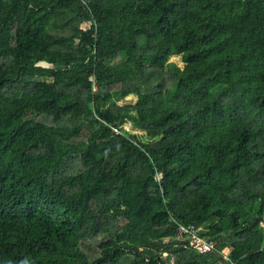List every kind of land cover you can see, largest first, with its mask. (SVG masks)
I'll return each instance as SVG.
<instances>
[{
  "label": "trees",
  "instance_id": "16d2710c",
  "mask_svg": "<svg viewBox=\"0 0 264 264\" xmlns=\"http://www.w3.org/2000/svg\"><path fill=\"white\" fill-rule=\"evenodd\" d=\"M226 247L264 264V0H0V264Z\"/></svg>",
  "mask_w": 264,
  "mask_h": 264
},
{
  "label": "built area",
  "instance_id": "2783aa9c",
  "mask_svg": "<svg viewBox=\"0 0 264 264\" xmlns=\"http://www.w3.org/2000/svg\"><path fill=\"white\" fill-rule=\"evenodd\" d=\"M203 228L195 224L178 223L176 228V239L191 247L199 253H210L215 249L216 241L202 235ZM230 248L226 247L221 252L225 262L236 264L230 256Z\"/></svg>",
  "mask_w": 264,
  "mask_h": 264
},
{
  "label": "rangeland",
  "instance_id": "374dc122",
  "mask_svg": "<svg viewBox=\"0 0 264 264\" xmlns=\"http://www.w3.org/2000/svg\"><path fill=\"white\" fill-rule=\"evenodd\" d=\"M174 60H176L175 59V57H174ZM179 60V59H178ZM49 65L48 64H40L39 65V67H48ZM135 97H133V96H131V97H129L127 100H126V103H134L135 102ZM123 103H125V102H121V104H123ZM124 130L126 131V132H129V133H131V134H139V135H142V134H145V133H143V132H141V131H139V130H135L130 124H126L125 126H124ZM163 259L165 260V263H167V264H171L172 263V259L170 258V256L168 255V254H163Z\"/></svg>",
  "mask_w": 264,
  "mask_h": 264
},
{
  "label": "water",
  "instance_id": "95a60500",
  "mask_svg": "<svg viewBox=\"0 0 264 264\" xmlns=\"http://www.w3.org/2000/svg\"><path fill=\"white\" fill-rule=\"evenodd\" d=\"M230 250H231V248H230Z\"/></svg>",
  "mask_w": 264,
  "mask_h": 264
}]
</instances>
